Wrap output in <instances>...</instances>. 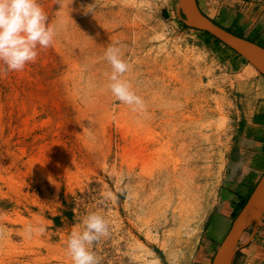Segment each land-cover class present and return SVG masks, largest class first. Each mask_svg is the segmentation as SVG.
<instances>
[{
    "label": "rangeland",
    "instance_id": "374dc122",
    "mask_svg": "<svg viewBox=\"0 0 264 264\" xmlns=\"http://www.w3.org/2000/svg\"><path fill=\"white\" fill-rule=\"evenodd\" d=\"M207 1L237 31L235 0ZM38 2L54 43L21 72L0 65V264H71L67 237L93 211L110 224L100 264H212L246 198L225 185L264 75L206 42L178 0ZM109 45L140 110L108 89ZM237 247L233 264H264V214Z\"/></svg>",
    "mask_w": 264,
    "mask_h": 264
},
{
    "label": "clouds",
    "instance_id": "9594fccd",
    "mask_svg": "<svg viewBox=\"0 0 264 264\" xmlns=\"http://www.w3.org/2000/svg\"><path fill=\"white\" fill-rule=\"evenodd\" d=\"M55 29L38 0H0V65L5 72H21L35 63L40 50L52 46ZM104 57L111 67L108 89L121 104L133 111L143 108L142 98L123 76L129 64L123 59L118 46L109 45ZM106 198H111L107 194ZM29 229V234H31ZM43 233V227L36 230ZM110 235L109 221L99 211L89 212L82 218L79 230L67 237L65 253L71 264H100L101 258L93 246Z\"/></svg>",
    "mask_w": 264,
    "mask_h": 264
},
{
    "label": "crops",
    "instance_id": "0c3cea01",
    "mask_svg": "<svg viewBox=\"0 0 264 264\" xmlns=\"http://www.w3.org/2000/svg\"><path fill=\"white\" fill-rule=\"evenodd\" d=\"M197 1L201 10L210 17V13L213 10L212 3L207 0ZM249 1L250 0L234 1L235 6H240L241 12L237 32L243 34L245 38L254 37V42H261V44L264 45V3ZM163 13L172 15L174 13L173 6L169 5L168 7H164ZM177 13L180 15L179 10H177ZM221 25L227 27L224 24ZM240 58L243 57L240 55ZM234 61L238 63L236 66H240V69L247 63L246 61L239 62L237 59H234ZM253 96L251 95L249 99L252 100V102L255 100L256 106L246 117V137L245 140H242V142H244V147L242 149L243 154L233 162V167L229 175L231 180H233L235 176H238V184L235 189L233 184L231 185L229 183L225 185L227 188L225 189L227 195L236 190L235 192L238 193V196L247 197L264 172V100H259V98L264 96V89L261 92H256V95Z\"/></svg>",
    "mask_w": 264,
    "mask_h": 264
},
{
    "label": "water",
    "instance_id": "95a60500",
    "mask_svg": "<svg viewBox=\"0 0 264 264\" xmlns=\"http://www.w3.org/2000/svg\"><path fill=\"white\" fill-rule=\"evenodd\" d=\"M182 20L204 30L234 49L264 75V46L241 37L213 22L199 7L197 0H178ZM264 214V172L252 193L236 216L233 224L218 248L212 264H233L238 242L244 230L257 223ZM253 215V216H252ZM252 216V217H251Z\"/></svg>",
    "mask_w": 264,
    "mask_h": 264
},
{
    "label": "trees",
    "instance_id": "16d2710c",
    "mask_svg": "<svg viewBox=\"0 0 264 264\" xmlns=\"http://www.w3.org/2000/svg\"><path fill=\"white\" fill-rule=\"evenodd\" d=\"M218 25H220V26L226 28V29L229 30V31H232L233 33H235V34L238 35V36L244 37L243 34L238 33L237 31H233V30H231L230 28L221 25L220 23H218ZM203 32L206 34V39H205L206 42H208V41L212 38V39H214L215 41L224 44L222 41H220L218 38L214 37V36H213L212 34H210L209 32H207V31H203ZM247 39H249V40H251V41H255V40H252V39H250V38H247ZM225 45H226V44H225ZM260 45H262V44H260ZM226 46H228V45H226ZM262 46H264V45H262ZM231 49H232V48H231ZM232 50L235 51L234 49H232ZM235 52H236V51H235ZM236 53H237V52H236ZM237 54H238V53H237ZM244 59H245V58H244ZM245 61H246L247 63H249L250 65H252V64H251L249 61H247L246 59H245ZM252 66H253V65H252ZM253 67H254V66H253ZM254 68H255V67H254ZM255 69H256V68H255ZM253 189H254V188H253ZM253 189H252V191H253ZM249 196H250V194H249L244 200L241 201V204H240V208H239V209H241V208L245 205V203H246L247 199L249 198ZM236 214H237V213H236Z\"/></svg>",
    "mask_w": 264,
    "mask_h": 264
},
{
    "label": "bare ground",
    "instance_id": "6f19581e",
    "mask_svg": "<svg viewBox=\"0 0 264 264\" xmlns=\"http://www.w3.org/2000/svg\"><path fill=\"white\" fill-rule=\"evenodd\" d=\"M139 145H140V143H139ZM146 146H147V145H146ZM139 148H140V147H139ZM145 148H146L145 146H142V145H141V151L144 150ZM252 216H253V215H252ZM252 216H251V217H252Z\"/></svg>",
    "mask_w": 264,
    "mask_h": 264
},
{
    "label": "flooded vegetation",
    "instance_id": "af4514ba",
    "mask_svg": "<svg viewBox=\"0 0 264 264\" xmlns=\"http://www.w3.org/2000/svg\"><path fill=\"white\" fill-rule=\"evenodd\" d=\"M250 194H251V192H250ZM241 209H242V208H241ZM241 209H240V210H241ZM239 212H240V211H239ZM239 212H238V213H239Z\"/></svg>",
    "mask_w": 264,
    "mask_h": 264
}]
</instances>
